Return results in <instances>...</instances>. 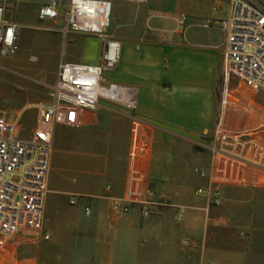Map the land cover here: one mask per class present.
<instances>
[{"label":"crops","instance_id":"1","mask_svg":"<svg viewBox=\"0 0 264 264\" xmlns=\"http://www.w3.org/2000/svg\"><path fill=\"white\" fill-rule=\"evenodd\" d=\"M47 3L6 0L8 22L34 26L32 34L21 30L18 48L27 51L29 38L23 77L38 85L24 105L0 110L2 137L33 138L38 106L54 102L61 63L97 65L104 51L96 36L67 38L62 19L41 20ZM231 9V0L114 2L109 34L121 42V60L106 82L134 89L137 107L67 105L59 123L40 125L52 143L43 210L50 240L22 231L0 251V264H264V101L232 89ZM251 132L258 137L238 147L235 136ZM199 188L206 193L197 196ZM130 189L136 204L151 191L171 208L124 217L114 204ZM215 190L217 206L209 199Z\"/></svg>","mask_w":264,"mask_h":264},{"label":"built area","instance_id":"2","mask_svg":"<svg viewBox=\"0 0 264 264\" xmlns=\"http://www.w3.org/2000/svg\"><path fill=\"white\" fill-rule=\"evenodd\" d=\"M48 0L40 10L41 20L62 19L60 31L68 38L71 35H91L100 38L104 51L97 65L62 62L52 104H41L39 128L31 139L15 135L0 136V251L7 242L22 231L40 233L45 240L50 235L44 232V200L48 191V174L51 154V135L40 125L53 127L59 123L63 106L76 109H95L101 100L120 105L129 110L137 107L134 89L118 84L107 85L106 74L114 71L121 60V42L109 34L115 1L144 5L148 0ZM232 9L225 25L228 75L247 87L264 90V5L259 0H231ZM6 0H0V55L11 57L18 51L19 33L23 29L5 19ZM186 16L179 22L183 26ZM206 27L212 21L207 20ZM253 136L245 133L235 136L238 147L250 144ZM137 171L131 178L137 182ZM198 189L197 196L204 195ZM136 193L130 189L125 200L114 204V211L127 217L133 209L140 216L149 218L171 208L165 200H158L151 191L146 199L136 204ZM212 203L220 205L222 193L209 192ZM74 201H72V204ZM180 216L182 211L174 209ZM85 214L91 215L86 209ZM187 243V242H185Z\"/></svg>","mask_w":264,"mask_h":264},{"label":"rangeland","instance_id":"3","mask_svg":"<svg viewBox=\"0 0 264 264\" xmlns=\"http://www.w3.org/2000/svg\"><path fill=\"white\" fill-rule=\"evenodd\" d=\"M261 3L264 5V0H260ZM64 0L61 1V4L63 5ZM6 5V4H5ZM34 26H24L23 27V32L22 33H28L32 34L34 31ZM23 40L25 41V46L28 50V44H29V38L23 37ZM27 51L23 50V52L19 48L16 54L18 53V56L13 55L11 57H2L0 55V110H6L9 107V103L12 107L14 106H22L25 103V95L27 93L29 94H34L35 86L37 87V83L33 81H29L23 76L25 75V72L22 70V60L21 58H25L28 60L27 57ZM232 89L237 91L240 94H243L250 99L258 102V101H264V91L261 89H251L250 87H247L244 83L242 82H233L232 83ZM22 91H25L23 93ZM264 129V128H263ZM251 134H254L251 132ZM256 137H248L247 139L252 138H257ZM202 189V188H199ZM204 192H206L204 190ZM205 194V193H204ZM211 201V197L209 198ZM212 205H215L212 203ZM182 211V215L176 212L177 216L179 219H181L185 212L184 210ZM187 242V243H185ZM8 243V242H7ZM6 243V244H7ZM183 245L185 247H189L192 249H197L200 246V242L197 240H184Z\"/></svg>","mask_w":264,"mask_h":264},{"label":"bare ground","instance_id":"4","mask_svg":"<svg viewBox=\"0 0 264 264\" xmlns=\"http://www.w3.org/2000/svg\"><path fill=\"white\" fill-rule=\"evenodd\" d=\"M111 27V26H110ZM110 29V28H109ZM109 31V30H108Z\"/></svg>","mask_w":264,"mask_h":264}]
</instances>
